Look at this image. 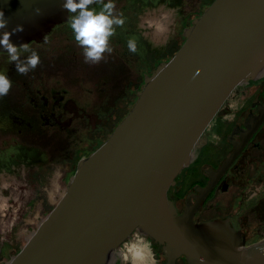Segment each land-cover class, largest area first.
Instances as JSON below:
<instances>
[{
	"label": "water",
	"instance_id": "water-1",
	"mask_svg": "<svg viewBox=\"0 0 264 264\" xmlns=\"http://www.w3.org/2000/svg\"><path fill=\"white\" fill-rule=\"evenodd\" d=\"M62 2L0 0L5 30L23 25L10 39L18 46L43 42L68 20ZM183 36L170 59L145 77L127 115L78 161L64 193L29 229L19 252L3 264H113L133 231L161 247L165 264L180 257L186 264H264V231L247 246L226 219L194 222L211 184L196 187L200 195L188 196L181 213L167 196L224 102L264 73V0H213ZM238 153L235 146L218 173Z\"/></svg>",
	"mask_w": 264,
	"mask_h": 264
},
{
	"label": "flooded vegetation",
	"instance_id": "flooded-vegetation-1",
	"mask_svg": "<svg viewBox=\"0 0 264 264\" xmlns=\"http://www.w3.org/2000/svg\"><path fill=\"white\" fill-rule=\"evenodd\" d=\"M212 1L116 0L115 13H123L125 24L117 27L110 38L113 51L105 53L104 59L97 64L84 62L68 20L55 26L43 42L27 44L41 57L36 69L27 75L17 73L15 65L7 61L6 53H0V72H6L12 81L8 94L0 97V196L6 189L1 180L7 175L13 178L9 171L14 172L18 167L37 169L32 172L30 180L36 186L35 195L39 196L43 189L40 185L44 184L42 180H46L50 170L58 164L62 173L56 175L57 181L53 182L60 190L57 182L64 179L63 170H71L75 161L70 151L71 136L83 134L90 115L101 118L106 114L110 118L114 109L110 108L109 102H119L125 111L115 118L117 122L105 140L130 111L145 77L179 49L185 39L184 29ZM159 2L165 6H177V18L164 46L150 50L137 32L136 9L143 10L147 4L157 5ZM100 6V0L90 5L97 10ZM128 39L137 41L136 54L128 52ZM92 67L99 71L96 78H89L88 70ZM117 88L121 93L116 92ZM89 95L95 96L96 101L89 99ZM94 143L91 150L85 146L77 151L85 154L77 158L75 168L81 158L94 151ZM235 146L239 153L224 172L218 173L235 151ZM39 169L43 170L39 172ZM174 180L167 196L178 213L182 212L188 196L200 195L196 187L206 188L211 184L209 192L201 198L194 222L226 219L235 231L241 233L245 245L255 243L264 231V73L233 91L206 129L191 163ZM44 191L47 196L51 194ZM190 200L195 203L192 197ZM7 207L0 203V229L8 226L11 231H16L21 228L23 218L21 224L6 222L2 216ZM128 242V253H124L126 250L118 253L117 249L113 264H165L161 247L148 237L133 231L125 244ZM176 264H186L184 257L177 259Z\"/></svg>",
	"mask_w": 264,
	"mask_h": 264
},
{
	"label": "rangeland",
	"instance_id": "rangeland-1",
	"mask_svg": "<svg viewBox=\"0 0 264 264\" xmlns=\"http://www.w3.org/2000/svg\"><path fill=\"white\" fill-rule=\"evenodd\" d=\"M136 10H137V14H136L137 16L134 21L139 22L140 16H142L145 11L144 9L143 10L136 9ZM191 10L192 9H189V11ZM135 27L136 26H134L133 29ZM171 34L172 32L169 34V37H167L163 41L161 45L162 47L164 46L166 41L170 38ZM92 68L93 69L88 70V73L90 75L89 78H96V76L99 75L97 74L99 71L97 69H94V67ZM117 91L121 93L120 88H117L116 92ZM94 97L95 96L92 97L91 95L88 96L89 99H94V101H96ZM113 97H116V95H114ZM112 103L113 101L109 102L110 108L114 109L113 112L110 114V118L106 114H103L101 118L90 115L87 120V125H86L87 129L83 132V134L71 136L70 151L72 152L75 161L77 160L78 157L85 154V153H81V154L78 153L80 150L84 149L85 146H87L86 148L87 150H91L92 149L91 147L93 146L92 144L96 142V140L104 139L106 134L113 128L114 124L117 122L115 118L117 116H120L122 112L125 111V107L119 104V102H116L115 104ZM94 145H96V143H94ZM75 161L73 162L71 170H68V168L67 169L65 168L63 170L65 172V177L63 180H59V182H57L59 187L61 188L60 190H57L58 188L55 186V183L53 181H57L56 175L62 173V169L58 167V164L57 167L51 169L48 178L46 180H42L44 184L42 186L40 185V188L43 189L41 190L42 193H40L39 196L35 195L36 186L30 180L32 172L37 169H34L32 167L29 168L21 167L20 170L19 169L20 167H18L15 169L14 172L9 171L11 176L17 182V185L14 188L16 189L15 192L19 194V199L18 202H14L12 200L8 201V207L4 212L5 214L4 217L2 216V218L6 219V222L11 221L15 223L17 221L20 224L23 222V224L21 228H18L16 231L15 229L11 231V227L8 226H5L2 229H0V250H2L0 252L1 254L0 264L6 263L12 256H14L16 253L19 252V250L22 248V246L26 241V237L29 229L30 228L35 229L37 224L45 218L48 212L57 203L60 196H62V193L66 186V182H68V178L75 171V166H74ZM42 170L43 169H39V172H41ZM44 190H48V192H51V194L48 196L45 195ZM1 193L6 198L9 196L10 190L4 189L3 191H1ZM7 216L8 218H6ZM20 220H22V222ZM30 221H33V224H29L30 225L29 226L27 225V223ZM126 246L129 249L130 247L129 242L126 244L124 243L120 248H118L117 250L118 253L124 250H126V252L124 251L125 254L128 253V249H126Z\"/></svg>",
	"mask_w": 264,
	"mask_h": 264
},
{
	"label": "clouds",
	"instance_id": "clouds-1",
	"mask_svg": "<svg viewBox=\"0 0 264 264\" xmlns=\"http://www.w3.org/2000/svg\"><path fill=\"white\" fill-rule=\"evenodd\" d=\"M95 2L96 0H63L61 5L68 14V26L84 62L91 64L99 63L104 59L105 53L113 51L110 38L114 36L117 27L125 24L123 13H115L116 0H100L99 10L90 7ZM35 11L39 14L40 9ZM7 25L8 20L0 10V50L6 53L7 61L15 65L17 73L27 75L41 62L40 54L35 48L27 44L20 47L10 39L12 34L23 31V25H16L11 32L5 30ZM126 47L128 52L137 53L135 39H128ZM11 87L12 81L7 73L0 72V97L6 96ZM260 251L264 252V248Z\"/></svg>",
	"mask_w": 264,
	"mask_h": 264
},
{
	"label": "bare ground",
	"instance_id": "bare-ground-1",
	"mask_svg": "<svg viewBox=\"0 0 264 264\" xmlns=\"http://www.w3.org/2000/svg\"><path fill=\"white\" fill-rule=\"evenodd\" d=\"M176 10L177 6H165L162 2H159L157 5L147 4L144 7L145 12L140 16L137 32L147 45V48L157 50L163 41L169 37L177 18ZM19 169L21 170V167ZM1 183L6 189L10 190V194L6 198L3 195L0 196V203L6 206L9 200L18 202L19 194L15 192L16 189L14 187L17 185V182L14 178L7 175L5 180H1Z\"/></svg>",
	"mask_w": 264,
	"mask_h": 264
},
{
	"label": "trees",
	"instance_id": "trees-1",
	"mask_svg": "<svg viewBox=\"0 0 264 264\" xmlns=\"http://www.w3.org/2000/svg\"><path fill=\"white\" fill-rule=\"evenodd\" d=\"M103 140H104V139H103ZM103 142H104V141H99V142L95 145L94 150H95L96 148H98Z\"/></svg>",
	"mask_w": 264,
	"mask_h": 264
}]
</instances>
